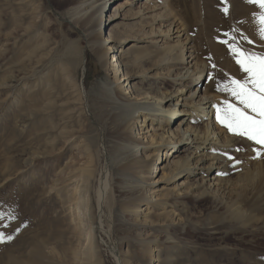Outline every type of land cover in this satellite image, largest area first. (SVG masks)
I'll list each match as a JSON object with an SVG mask.
<instances>
[{
  "label": "rangeland",
  "instance_id": "374dc122",
  "mask_svg": "<svg viewBox=\"0 0 264 264\" xmlns=\"http://www.w3.org/2000/svg\"><path fill=\"white\" fill-rule=\"evenodd\" d=\"M131 1L113 0L103 11L106 18L113 7L124 4L118 12L127 17L123 22L130 23L120 27L128 36L126 45L137 42L131 40L133 36L158 26L168 10L165 0ZM73 3L0 0V233L12 237L0 240V264H16L15 257L31 263L36 246L43 252L41 264H264V194L255 192L254 185L237 191L241 182L245 184L240 179L243 175L264 168V146L225 126L220 139L231 136L236 142L226 153L231 167L226 178L231 185L219 194L222 202L201 194L202 187L187 184L179 187L186 193L176 200L164 198L160 205L151 206V211L159 213L154 214V226L141 225L143 219L132 215L138 206L132 203L135 193L141 189L144 196L141 181L154 170L153 166L146 172L141 168L144 174L140 176L135 167L151 152L141 150L136 158L128 155L132 166H116L113 158L117 153L122 157L127 149L122 154L116 151L112 140L119 134L110 121L104 95L105 85L119 76L96 60L85 20L78 23L70 17ZM140 3L150 11L146 8L136 16ZM247 3L249 0H170L167 23L174 21L180 27L182 40L188 41L184 53L196 55L194 60L205 68L199 95L212 96L218 108L225 107V101L239 103L223 89L233 78H247L229 45L235 43L264 55V38L259 30L257 36L250 31L257 23L260 27L254 15L260 8L252 3L249 11ZM103 33L106 37L108 30ZM155 40L137 43L141 48L133 55L147 52L149 61L135 68L136 76L131 75L129 81L138 82L144 71L167 75L171 69L157 66L162 42ZM174 40L168 43H176ZM215 41H227V60L237 65V72L220 65L226 57H214L209 49L204 58L198 57L205 45ZM67 52L77 53L74 56L79 62L73 67L62 61ZM114 53L108 55V66ZM155 61L156 70L150 72ZM163 79L149 87L152 95L168 94L178 86ZM144 124L135 135L138 142L147 144L141 137L151 126L147 121ZM65 138L71 140L70 147H63ZM192 151L179 154L185 157ZM34 153L37 157L30 159ZM74 175L78 178L69 182L68 177ZM184 179H173L166 188L172 191ZM97 191L103 193L101 207L97 206ZM151 237L152 244L147 241ZM155 258L159 261H153Z\"/></svg>",
  "mask_w": 264,
  "mask_h": 264
},
{
  "label": "bare ground",
  "instance_id": "6f19581e",
  "mask_svg": "<svg viewBox=\"0 0 264 264\" xmlns=\"http://www.w3.org/2000/svg\"><path fill=\"white\" fill-rule=\"evenodd\" d=\"M112 1L113 0H74V10H70V17L74 22L79 19L85 20V22L83 21V25L87 32V36L91 39H89L90 42L88 43L91 44L90 49L96 60H98L101 67L106 71L110 69L114 74L119 76L115 81L108 82L105 85L104 95L105 102L110 108V121L114 123L119 134V136H115L114 140H112L116 151L121 153V150L127 149L126 154L124 153L125 155H122V157H119V154L114 152L116 156L113 159L116 160V166L122 163L126 165L128 163L131 164L133 159L128 160V155L136 158L139 156L138 153L141 152V150H143V153L145 149H149V152H151L146 155V160H144L142 164H138L137 168L135 167L136 170L138 169L136 173L140 176L147 170L149 171L151 166H153L152 169L154 170L150 176H145L144 180L141 181V188L144 191V196L140 195L141 189L135 193L132 203L138 206L134 208L132 215L134 217L139 216L143 219L140 221L141 225L146 226L147 224L149 226H154V214L158 215L159 213L151 211V206L160 205L161 202H164V198L176 200L177 196L186 193V191L181 190L179 187L187 184L193 185V187H202L201 194L207 196L211 195V199H213L214 202H222L218 198L220 197L219 194L224 192V190L231 185V180L228 179L229 177L226 178V175L231 171L226 153L229 152L228 148L236 141L235 138L231 136H227L225 139L226 141L220 139L219 136L222 130H226L216 119L217 104L214 103L212 96L206 93L202 96L199 95L201 90L200 85L204 80L203 71L205 68L197 62V59L194 60L197 58L196 55L192 56V54L186 55L184 53L185 50L188 49V41H185L186 39L182 40L181 36L183 32L181 33L180 27L177 26L174 21L167 23L170 16V0L164 1L166 3L165 7H167L168 10H166L163 17L159 19V25H155V27L150 28L151 30L149 31H144L133 36L131 40L135 39L137 42H132L133 44L128 45L124 43L126 40H129L127 38L128 36L125 33L123 34V29L120 27L123 26L124 28V26H128L130 23L123 22L121 19H127V17L124 15L121 16L120 12H118L124 7V4H118L116 7H113L111 13H109L106 18H103L104 8ZM135 1L136 0H132L131 3ZM126 5L127 4H125V6ZM251 6L252 3L246 4L249 11L251 10ZM254 7L260 8L259 5L256 4H254ZM146 8L147 7L140 3L136 9V16L145 13L144 10ZM146 11H150V9L147 8ZM261 11L262 9H260V12ZM118 18H120V20ZM156 18L152 21L153 24L156 23ZM77 22L79 23V21ZM259 26L261 27L260 23ZM162 27H168V29L163 30ZM253 27V30L250 27V31L257 36V31L259 30L257 29L258 23L255 26L253 25ZM105 29L108 30L106 37H104L103 33ZM147 38L155 42L157 41L155 39L158 38V41L162 42L161 51L158 52L160 57H158L157 66L169 65L171 69L168 70L166 73L167 75L156 74V71L152 73L151 71L156 70L155 61L151 66L152 68L149 69L151 73L146 71L141 72L138 82L129 81L128 78H130L131 75L134 78L136 76L134 75V69L145 65L149 61V58H146L149 57L147 52H141L139 57L133 55V51H137L141 48L138 47L137 43ZM173 38H175L174 42L176 43L169 44L168 41ZM208 49L210 54L214 57H226V60L224 59L221 61L220 65H223L230 71L237 72V65L227 60L226 51L228 50V45L226 41L221 43L215 41L207 47L205 45L202 53L200 52L198 57H200V59L204 58L205 51ZM111 51H116V53L112 54V63L108 66L107 59ZM76 54L77 53H72L71 55L70 52H67L62 61H65L66 65L73 67L79 62L76 61ZM127 68L130 70L126 71L124 74V70ZM162 77L178 86L174 87L175 89H173V92L171 91L168 94L161 92L158 96H154L148 89L150 86L155 87L158 83L164 82ZM123 82H125V84H122ZM188 91V95L185 96ZM145 121L150 122L151 126L148 130H144L143 136L141 137L142 139L146 138L144 141H146L147 144H143L141 141L138 142L137 140H139V138L135 135L139 134V128L145 125ZM110 127L111 125L109 129ZM136 130L138 132H136ZM149 131L151 133H148ZM225 142H227V144ZM70 143L71 140L65 138L63 140V147H70ZM168 148L170 149L167 150ZM191 148L194 149L191 155L187 153L185 157L180 156L179 153H185ZM169 151H172V153H169ZM175 156L177 159L170 160L171 157L175 158ZM33 157H37V154L34 153L30 159H33ZM132 164L129 166H132ZM171 166L174 168L170 169ZM141 168L144 169V172ZM166 169L168 172L165 171ZM210 173H212L211 176L209 175ZM182 176L185 177V179L178 182L176 188H173L172 191L166 188V184ZM207 176L209 177L207 181H205V177ZM68 178L70 180L69 182H72L78 177L74 175ZM240 179L245 184L241 182L239 190L237 191L254 185L252 189L255 192L260 191L264 194V168H258L255 173L245 174ZM100 182L102 183V180H100ZM104 189H106V186ZM164 190L167 191L164 192ZM102 200L103 193L97 191V206H102ZM145 204L146 206L143 208ZM153 239L154 238L151 237L147 241L152 244ZM110 249L114 250L112 248ZM32 252L33 262L31 263L25 262L21 257H15L13 260L16 264H41L40 259L43 256L42 250L36 246ZM153 261L159 260L155 258ZM82 264L86 263L84 262Z\"/></svg>",
  "mask_w": 264,
  "mask_h": 264
},
{
  "label": "snow or ice",
  "instance_id": "6c2138e0",
  "mask_svg": "<svg viewBox=\"0 0 264 264\" xmlns=\"http://www.w3.org/2000/svg\"><path fill=\"white\" fill-rule=\"evenodd\" d=\"M249 2L259 5L262 9L260 13L254 15L259 20L261 25L259 33L264 38V0ZM232 39L235 41L236 38ZM242 39L248 40V37L244 36ZM229 47L236 54V62L241 70L247 73V78L243 81L233 78L229 82L230 86L223 89L239 103L225 101L226 106L217 109L216 119L230 132L245 136L264 146V55L248 52L235 43ZM257 155H260V150H257ZM11 238L0 233V240Z\"/></svg>",
  "mask_w": 264,
  "mask_h": 264
}]
</instances>
